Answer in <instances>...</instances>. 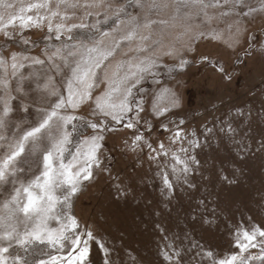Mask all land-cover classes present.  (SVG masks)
Returning <instances> with one entry per match:
<instances>
[{
  "label": "rangeland",
  "instance_id": "374dc122",
  "mask_svg": "<svg viewBox=\"0 0 264 264\" xmlns=\"http://www.w3.org/2000/svg\"><path fill=\"white\" fill-rule=\"evenodd\" d=\"M37 2L40 0H0V28L12 16L35 15V11L28 13L22 9ZM57 2L51 0V11L58 10L61 16L66 14L70 19L51 17V11L45 9L40 13L50 17L54 30L58 24L65 26L61 40L54 39L55 31L48 33L49 21L46 20L42 28L33 27L23 33L32 42L30 45H18L0 33V55L8 58L11 53L28 48V55L44 59L45 51L51 54L52 46L69 43L90 46V37L99 35L91 25H97L96 14L101 12L107 16V22L97 27L110 31L103 39L104 46L111 47L132 28L123 19V13L118 28L114 21L115 10L134 4V0H105L103 6L95 8L82 5L97 0H69L81 6L67 10L63 6L57 9ZM251 2L255 7L259 0ZM150 3L151 0H147L143 9L128 7L127 13L141 23L145 19L157 21L151 28L139 29L140 36L150 35L151 38L125 42L106 62V72L100 73L99 86L93 90V99L104 92L107 79L112 78L122 61L137 55L158 58L160 67L152 74H145L133 89V108L135 102H139L143 111L139 117L135 111L129 116L139 119V124L128 129L123 123L117 125L105 118L107 127L114 130L103 132L100 166L93 167L92 179L82 182L79 191L71 197L70 208L66 209L79 222L81 233L90 230L93 234L85 264H105V254L97 241L108 250L109 264H168L161 252L172 255L173 249L181 253L179 264H210L202 255L204 252L211 250L216 259L226 257L239 252L234 247L239 230L264 229V12L249 18L223 14L231 4L203 11L199 5H189L181 8L178 15L175 0H157L162 6L155 10H150ZM164 4L167 6L163 7ZM19 24L17 19L7 31L19 33ZM80 24L89 26L73 28L71 33L67 31L68 27ZM68 36L73 39L69 41ZM16 39L20 37L17 35ZM158 40L161 41L159 46L155 43ZM140 44L150 51L138 54L135 49ZM169 49H174L173 54L164 55ZM181 59L187 61L182 69ZM221 67L224 72L219 70ZM39 68H25L22 72L26 76ZM225 73L231 76L230 80ZM49 75L54 77L58 93H63L62 77L55 72ZM11 87L13 90L16 87L14 80ZM30 87L35 84L25 81L24 88ZM13 94L16 93L13 91ZM49 99L54 101L56 97ZM27 101L33 102L28 103L27 112L17 107L12 113L7 130L10 137L15 132L18 138L39 119L37 93L31 92ZM13 105L16 106L15 101ZM93 108L92 102H87L75 111H66L65 114L82 117L74 122L78 130L73 134L72 144L68 145L66 160L71 158L70 153L78 142L95 134L86 126L89 121L98 122L102 118L93 115ZM164 108L168 111L157 116L156 112ZM127 119L126 116L124 123ZM229 124L236 130L232 135L220 131ZM177 129L184 133L185 147H190L187 140L198 139L200 146L191 148L190 155L199 163H191V171L179 179L171 174L169 166L172 183L169 190L161 176L169 158L150 159L155 154L150 152L147 143L157 148L163 142L167 147L172 132ZM136 134L144 139L133 151L131 145ZM179 147V143L171 145L173 149ZM4 153L5 149L0 148V158ZM26 156L29 161L39 158L29 154L27 147ZM24 167V180L32 179L40 171L35 164L30 169L27 164ZM6 197V193H0V205ZM46 251L58 255L54 249ZM251 253L262 254L259 249H250L243 255L248 260ZM172 264H177L175 256Z\"/></svg>",
  "mask_w": 264,
  "mask_h": 264
},
{
  "label": "snow or ice",
  "instance_id": "6c2138e0",
  "mask_svg": "<svg viewBox=\"0 0 264 264\" xmlns=\"http://www.w3.org/2000/svg\"><path fill=\"white\" fill-rule=\"evenodd\" d=\"M146 2L147 0H134V4L115 10L114 23L117 28L122 22L121 13H123V19L127 20L132 28L126 35L117 38L111 47L103 45V39L110 35V31L97 27L107 22V16L101 12L96 14L97 25H91L99 35L90 37L92 41L90 46L71 43L52 46L51 54H48L46 50L44 59L28 55V48H24L20 53L13 52L8 58L0 55V148L5 149L3 157L0 158V193L7 194L0 205V264H85L90 254L89 241L94 239L93 234L90 230L81 233L79 222L66 209L70 208L71 197L79 191L82 182L92 179L93 167L100 166L99 152L104 140L103 132L114 130L107 127L105 118H110L117 125L123 123L128 129H133L139 124V119L133 120L129 116L135 111L136 117H139L143 111V106L139 102H135V109L133 108V89L145 74H152L154 69L160 67L158 58L137 55L122 61L111 79L105 77L107 79L105 91L93 99V90L99 86L100 73L106 72V62L117 54L125 42H131L137 38L148 41L151 38L150 35L140 36L139 29L151 28L157 21L145 19L141 23L136 17H130L127 13L128 7L143 9ZM175 2L178 15L181 8H187L189 5H199L203 11L209 7H225L231 4V7L227 8L223 14L231 13L249 18L257 12H264V0H259L255 7L251 0H208V2L175 0ZM104 3L105 0H97L82 6L95 8L103 6ZM61 6L67 10L81 5L69 0H58L56 8L59 9ZM161 6L157 0H151L148 4L150 10L159 9ZM166 6V4L163 5V7ZM108 7L110 8L111 5ZM51 8V0H40L31 4L22 11L28 13L35 11V15L10 17L3 28H0V33L6 40L14 41L18 45H30L32 42L25 38L23 33L31 31L33 27L42 28V22L47 20L49 21L48 33L52 34L55 31L54 39L59 41L62 35L61 30L65 26L58 24L54 30L50 17L40 13L41 9L51 11ZM88 15L91 16L92 13L89 12ZM56 16H61V13L58 10L51 11V17ZM70 18L66 14L61 16L64 20ZM17 19L20 21V32L10 33L7 29L15 25ZM159 23L163 24L166 21ZM88 26L72 25L67 28V31L71 33L73 28ZM17 35L20 37L19 40L16 39ZM72 39V36H68L69 41ZM155 43L159 46L161 41L158 40ZM135 51L139 54L149 52L150 49L140 44ZM173 51L174 49H169L164 55H172ZM186 63V60L181 59L180 68L182 69ZM34 66H40V68L30 71L26 76L23 74V69ZM219 70L224 72L222 67ZM49 72H55L62 77L63 93H58L53 84L54 77L49 75ZM45 77L47 78L44 79ZM225 77L228 80L231 79L228 73H225ZM42 79H44L43 83H41ZM13 80L16 82L14 90L11 87ZM25 81L34 83L35 87L26 90ZM13 91L16 94H13ZM31 92L37 93L35 103L38 104L36 110L40 113L39 119L36 124L25 129L18 138L15 132L10 137L7 130L11 124L12 113L17 110V107L25 112L28 111V103H33L27 101ZM49 97H56V99L53 101ZM13 101L16 102V106L13 105ZM87 102H92L94 105L93 115H99L102 118L98 122L87 123L86 126L95 134L78 142L74 152L70 153L71 158L66 160L65 153L68 152V145L72 144L73 134L78 130L74 122L82 117L65 113L68 109L75 111ZM173 103L175 104V101ZM153 108L155 111L156 105ZM166 111H168L167 108L160 109L156 115L162 116ZM126 116L128 119L124 123ZM18 128L19 125H17ZM220 131L226 135H232L236 130L229 124ZM206 132L210 133L212 129H206ZM192 135L194 137L195 133ZM143 139L144 137L140 134L134 136L131 145L133 151L141 145ZM184 141V133L177 129L172 132L170 144L167 147L163 142H160L157 148L147 143L150 152L155 154L150 156V159L158 160L160 156L169 158V164L161 173L163 184L169 190L172 189L168 173L169 166L171 174L179 179L181 175L186 176L191 171V163H199L195 156L190 155L191 148L200 146L198 139L187 140L190 147H185ZM177 143L180 144L179 148H171V145ZM26 147L29 154L39 158L29 161L26 156ZM244 147L247 148V146ZM26 164L29 165V169L32 164L40 169L39 173L29 180L22 179ZM53 223L57 226L53 227ZM97 243L105 254V264H109L108 250L99 241ZM234 247L239 249V252L231 253L223 258L216 259L211 250L202 255L209 259L210 264H247V257L243 254L250 249H259L261 253H264V229L239 230ZM48 248L54 249L58 255L46 251ZM13 249L16 251L13 252ZM161 255L168 264H172L173 256H175L179 264L181 253L178 250L173 249L172 255L162 250Z\"/></svg>",
  "mask_w": 264,
  "mask_h": 264
},
{
  "label": "trees",
  "instance_id": "16d2710c",
  "mask_svg": "<svg viewBox=\"0 0 264 264\" xmlns=\"http://www.w3.org/2000/svg\"><path fill=\"white\" fill-rule=\"evenodd\" d=\"M264 253H251L248 255V264H264Z\"/></svg>",
  "mask_w": 264,
  "mask_h": 264
}]
</instances>
